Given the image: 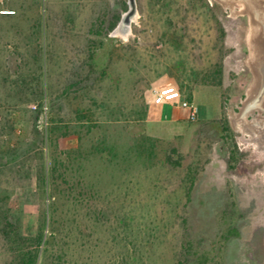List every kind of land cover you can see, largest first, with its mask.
Instances as JSON below:
<instances>
[{
  "label": "rangeland",
  "instance_id": "obj_1",
  "mask_svg": "<svg viewBox=\"0 0 264 264\" xmlns=\"http://www.w3.org/2000/svg\"><path fill=\"white\" fill-rule=\"evenodd\" d=\"M134 1L135 14L121 24L129 0H0V264H17L3 232L9 217L17 214L22 234L34 236L52 205L60 223L72 220L69 205L79 192L90 196L88 186L102 194L107 221L94 232L91 213L78 214L91 234L72 264H133L122 254L140 247L147 264H179L188 242L209 252L211 264H264V22L248 0ZM101 21L104 51L89 68ZM219 69V85L206 80ZM178 77L192 88L195 121L151 104L152 89L166 81L189 98ZM146 106V119L135 120L132 110ZM88 108L98 114L80 121L78 110ZM143 138L154 146L146 163L135 155ZM173 150L179 166L166 162ZM54 151L71 153L70 185L85 190L69 194L61 183L43 193L37 164ZM126 209L138 234L115 241ZM68 224L54 247H66ZM232 229L239 236L227 239Z\"/></svg>",
  "mask_w": 264,
  "mask_h": 264
},
{
  "label": "trees",
  "instance_id": "obj_2",
  "mask_svg": "<svg viewBox=\"0 0 264 264\" xmlns=\"http://www.w3.org/2000/svg\"><path fill=\"white\" fill-rule=\"evenodd\" d=\"M202 0H191V3L196 2L198 3ZM195 4V3H194ZM164 6H168V3H164ZM209 7V5H207ZM128 9V4L126 1L122 3V12H126ZM120 16L116 15L114 17V20L110 23V26L106 30V34L111 33L118 25L120 21ZM104 21L100 22L99 28L94 32L92 31L96 39L92 40L89 45V60L86 62L87 67H91L90 61L94 62L99 57V53L104 51L103 42L100 41V37H102L104 34ZM177 33V32H176ZM175 32H169V34L172 35L170 37V43L175 47H180L181 42L179 41L180 37L178 38ZM167 36V34H165ZM170 36V35H169ZM93 68V67H92ZM91 68V70H92ZM219 77H216V74L213 76H206V80L210 81V83L214 85H219L221 83V69L218 70ZM205 79V78H204ZM86 80H88V77L85 78V80H81L78 82H75L67 87V89L62 93V97H68L71 90H73L76 87H79L81 84H83ZM177 80L179 81L182 90L186 89L185 85V78L178 77ZM149 86V85H148ZM191 88V87H190ZM192 89V88H191ZM191 89L188 88L189 98H184L188 101H191L190 95H191ZM135 120H145L146 115L148 114V106H146L143 110L141 109H134L132 110ZM78 118L80 121H90L92 122L93 116L97 115L96 109H80L77 112ZM94 126L92 124L88 125V132H90ZM52 138L53 135L56 134L55 130L51 131ZM56 141V140H55ZM147 141L145 138L141 141V143L136 147L135 155H137V159H144L143 163H146V160L151 159L154 157V146L149 145L147 146ZM56 151H54L51 159L49 158L47 161L43 160L41 163L37 164L36 169V180L43 190V193H48V190H50L51 186L58 187L61 183L64 185L69 186L68 190L70 191L69 194H71L75 189L82 188L85 190L86 185L83 186V184L78 181L76 188L75 185H70L69 181V175H68V161L71 158V153L63 152L57 155ZM60 155H66L65 160H62L60 158ZM177 158H180L177 151L173 150L170 155L167 156L166 162L168 164L180 165V160H176ZM55 190V188H53ZM88 191L90 192V196H86L87 194L85 192H79V196L77 198L74 197L75 201H71L70 205L72 207V214L73 218L72 220L69 219L68 221L65 220L64 222L60 223L58 220V214L59 210L56 206L52 205V209L49 207L47 210L43 211L40 221H39V227L37 230V233L34 236H25L21 232V224H20V218L17 214H13L11 217L8 218V221L6 223V227H4V237L7 241V244L10 246L11 251L15 255V260L17 264H39V259L42 256H46V258H52V260L58 261L55 263L53 261V264H72L73 258L76 257L75 253L77 249H80V251L87 252L88 247V241H89V235L91 232H89L90 227L87 225L86 221H79L78 214L84 210L91 213V217L93 216L94 224H93V230L94 232L103 226L105 222L107 221V207H105V202L103 201V196L99 191L93 192L91 191V187L88 186ZM67 192V191H66ZM64 194V191H62ZM49 196V194H48ZM68 196V195H67ZM85 196V197H84ZM103 203H99L100 200ZM66 200H68L66 198ZM98 203H97V202ZM96 204H95V203ZM94 203V204H93ZM98 204V205H97ZM102 205V206H101ZM96 206V207H95ZM74 209V211H73ZM127 210V209H126ZM94 213V215H92ZM81 214V213H80ZM79 214V215H80ZM90 217V218H91ZM135 219L130 215L129 211H124L123 216L120 217L118 220V232L116 235H113V240L117 241L118 238L120 240L126 241L127 237H130L129 234L132 235V237H135L137 234H133V229L135 228L134 225ZM69 223L68 228L69 234L65 233V239H69L72 235L73 239L65 240L64 237L62 240L63 244L66 247L58 245V247H54L56 242H59V236L61 235L62 227H65V225ZM137 226V225H136ZM67 227V226H66ZM139 228V226H137ZM61 228V230H60ZM50 231V235L48 238H46L45 231ZM136 233V232H135ZM69 234V235H68ZM239 236V233L236 229H232L229 231V236L227 237H236ZM62 240H60L62 242ZM131 243V242H129ZM72 245L75 249H72ZM43 247V248H42ZM52 248H56V251H52ZM52 249V250H51ZM133 252L128 253L125 252L122 255L126 256L125 261L129 258L133 264H147V255L145 254L144 250L140 248H133ZM121 254V253H120ZM182 260L179 262V264H211L212 258L207 251H201L199 249H196L192 242H188L183 245V254H182ZM83 255L79 256V259H83ZM76 259V258H75ZM68 260V261H67ZM84 260V259H83ZM77 262V260H76ZM146 262V263H145ZM76 264V263H75Z\"/></svg>",
  "mask_w": 264,
  "mask_h": 264
},
{
  "label": "built area",
  "instance_id": "obj_3",
  "mask_svg": "<svg viewBox=\"0 0 264 264\" xmlns=\"http://www.w3.org/2000/svg\"><path fill=\"white\" fill-rule=\"evenodd\" d=\"M10 12H7L9 14ZM151 104L155 106L172 105L187 112V118L195 121L198 107L193 101L186 100L173 81L161 82L152 89Z\"/></svg>",
  "mask_w": 264,
  "mask_h": 264
},
{
  "label": "water",
  "instance_id": "obj_4",
  "mask_svg": "<svg viewBox=\"0 0 264 264\" xmlns=\"http://www.w3.org/2000/svg\"><path fill=\"white\" fill-rule=\"evenodd\" d=\"M250 1L253 0H248L249 4H252L254 12L258 15V17L264 22V0H256V3H252ZM129 7L130 10L126 16H123L122 18V23H127L129 22V18L135 14L136 12V5L134 0H129ZM121 24L119 26H121ZM260 102H264V92L261 93L260 95Z\"/></svg>",
  "mask_w": 264,
  "mask_h": 264
},
{
  "label": "crops",
  "instance_id": "obj_5",
  "mask_svg": "<svg viewBox=\"0 0 264 264\" xmlns=\"http://www.w3.org/2000/svg\"><path fill=\"white\" fill-rule=\"evenodd\" d=\"M165 106H170V105H162V106L155 107V108H154V111H156V112H163V111L166 109ZM151 108H152V107H151ZM152 110H153V109H152ZM182 111H183V110L178 111V112H180V113L178 114V118H182ZM156 112H154V114H155Z\"/></svg>",
  "mask_w": 264,
  "mask_h": 264
}]
</instances>
